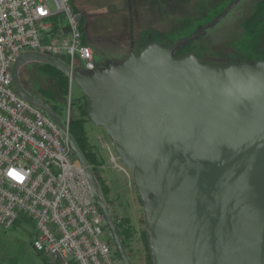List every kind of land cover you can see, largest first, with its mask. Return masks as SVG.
<instances>
[{
    "label": "water",
    "instance_id": "water-1",
    "mask_svg": "<svg viewBox=\"0 0 264 264\" xmlns=\"http://www.w3.org/2000/svg\"><path fill=\"white\" fill-rule=\"evenodd\" d=\"M172 45L134 44L120 61L71 69L55 55L21 52L12 66L19 97L44 111L84 167L122 264H131L97 177L60 114L22 83V67L52 64L87 96L92 124L105 129L131 171L144 209L151 264H264V58L203 62Z\"/></svg>",
    "mask_w": 264,
    "mask_h": 264
},
{
    "label": "built area",
    "instance_id": "built-area-1",
    "mask_svg": "<svg viewBox=\"0 0 264 264\" xmlns=\"http://www.w3.org/2000/svg\"><path fill=\"white\" fill-rule=\"evenodd\" d=\"M80 18L72 0H0V227L27 215L36 226L32 245L49 264H121L69 140L13 84L12 66L25 51L55 55L72 70L95 68ZM70 121L63 120L68 130ZM98 138L113 166L129 175L112 141Z\"/></svg>",
    "mask_w": 264,
    "mask_h": 264
},
{
    "label": "rangeland",
    "instance_id": "rangeland-1",
    "mask_svg": "<svg viewBox=\"0 0 264 264\" xmlns=\"http://www.w3.org/2000/svg\"><path fill=\"white\" fill-rule=\"evenodd\" d=\"M113 1L116 0H86L87 5L82 8L85 25L89 27L90 39L95 41L92 48L96 51V62H106L108 59L120 61L130 53L132 42L135 51L151 40L162 45H172L196 33L199 26L211 23L232 2L220 4L218 8L208 11L203 19L195 22L190 28H182L177 32L180 21H174L173 14L179 15L185 11L190 15L195 14L194 6L198 0H142L139 4L133 0L126 6L117 5ZM257 1L259 0H238L233 5V9L208 31L202 46L192 50L185 48L181 52H197L201 61L218 65L263 59L264 25L257 32H246L241 28L243 19L252 12ZM204 11L205 9L200 10L199 13L203 14ZM62 59L66 60L65 53L62 54ZM21 80L35 95H40L39 88H47L50 85L45 71L37 65V62L27 63L22 67ZM82 94V89L73 80L67 99L61 103L63 120L66 121L68 116L72 119L78 115L76 104L78 101L80 104ZM86 127L89 138L98 146L102 154L100 169L110 187L109 194L114 196L115 192L120 191L123 200L128 198L124 203L127 207L126 212L118 208L117 214L127 217L131 223L132 246L142 256L140 264H145V261L149 264L142 236L145 230L144 209L140 195L134 187L132 171L129 175L124 174L111 163L109 153L101 146L98 138L100 135L105 141L111 140L104 128L92 124L90 120L86 122ZM105 229L109 236L108 228ZM35 232L34 221L23 217L16 220L10 228L0 227V264H48L43 255L32 247V237Z\"/></svg>",
    "mask_w": 264,
    "mask_h": 264
},
{
    "label": "trees",
    "instance_id": "trees-1",
    "mask_svg": "<svg viewBox=\"0 0 264 264\" xmlns=\"http://www.w3.org/2000/svg\"><path fill=\"white\" fill-rule=\"evenodd\" d=\"M230 1H233V0H198L194 6L196 10L195 14L190 15V13H185L186 11L184 13H179V15L173 14L174 21L175 20L180 21V24H178L179 28L177 32H179L182 28H186V29L190 28L195 22H198L201 19H203L208 11H210L213 8H218L219 5L224 2L229 3ZM254 5L255 6L252 12L248 14V16L245 19H243V22L241 24V28L246 32L248 31L257 32L264 25V0H259ZM73 8L75 11H78V9H76L74 6ZM204 9L205 11L203 12V14H200L199 13L200 10L202 11ZM78 12L81 14L80 11ZM80 25H82V31L84 30L83 39L86 43H88L89 41L86 39L87 25H85L84 14L83 16L81 14ZM206 38L207 36L206 37L204 36L197 40H194L191 43L187 44L185 47L181 48V50H184L185 48H191L192 50V48H196L197 46H200V45L202 46ZM196 54L198 55L199 53L196 52ZM37 65L42 67V69L45 71V75L47 77L48 83H50L49 87L47 88H42V87L39 88L38 91L40 95L38 96L43 98L62 117L63 106L61 103H63L67 99V94H68L69 87H70L69 77L61 69L57 68L56 66L52 64L37 62ZM21 73H22V70L20 72V76H21ZM86 104H87V96H85V94L83 93L80 104H79V101L76 104L77 110L79 111V113L77 116L73 117L69 123L70 125L69 132L74 137V139H76V142L79 146L80 151L84 154L89 165L92 167L97 177V180L100 183L102 193L109 194L110 187L103 180L102 171L100 169V166L102 165V161H103L102 154L99 151L98 146L91 141V138H89V132L86 127V122L89 121L87 110H86ZM20 217H23V219L29 218L27 215H21ZM117 226H118V233L122 239L124 238H128L129 240L132 239L131 236L133 235V230H132L131 223L129 222V219L127 217L126 218L123 217L120 220V222L117 223ZM142 236H143V240H144V243L147 249L145 230H143ZM147 257H148L149 264H151L149 253Z\"/></svg>",
    "mask_w": 264,
    "mask_h": 264
},
{
    "label": "flooded vegetation",
    "instance_id": "flooded-vegetation-1",
    "mask_svg": "<svg viewBox=\"0 0 264 264\" xmlns=\"http://www.w3.org/2000/svg\"><path fill=\"white\" fill-rule=\"evenodd\" d=\"M88 26V25H87ZM210 30V29H209ZM208 30V31H209ZM206 36H208L207 34H206ZM205 36V37H206ZM86 39L88 40V41H92V39H90V36L87 34V36H86ZM95 42V41H94ZM134 44V42H132V44H131V46ZM185 53H190V52H181V49H179V52H178V54H177V56L178 55H181V54H185ZM107 61H109V60H107ZM31 92V91H30ZM32 93V92H31ZM34 94V93H33ZM35 95V94H34ZM103 194V193H102ZM104 195V197H105V200H106V203L108 204V206H109V209L111 210V214L113 215V218H114V221H115V223H119L120 222V220L124 217V216H119L118 214H117V210H118V208H121L124 212H126V210H127V207L126 206H124V203L125 202H127L128 201V198L126 197L125 198V200H123V198H122V194H121V192L120 191H117V192H115V194H114V196L113 195H110V194H103ZM117 229H118V226H117ZM109 231V230H108ZM119 234V233H118ZM109 235H110V233H109ZM120 236V235H119ZM111 237V236H110ZM122 239V238H121ZM122 242H123V245H124V248H125V251H127V254H128V257H129V259H130V262H131V264H140V262L142 261V256H140V253L138 252V251H135L134 249H133V246H132V241L131 240H129L128 238H124V239H122ZM143 243H144V241H143ZM112 248L114 249V251L117 253V255H118V252L116 251V249H115V246H114V243H113V241H112ZM146 251H147V255H148V250L146 249ZM118 257H119V255H118ZM147 257V256H146ZM119 259H120V257H119ZM120 262H121V259H120ZM147 262H148V257H147ZM121 264H122V262H121ZM145 264H147L146 263V261H145Z\"/></svg>",
    "mask_w": 264,
    "mask_h": 264
},
{
    "label": "crops",
    "instance_id": "crops-1",
    "mask_svg": "<svg viewBox=\"0 0 264 264\" xmlns=\"http://www.w3.org/2000/svg\"><path fill=\"white\" fill-rule=\"evenodd\" d=\"M135 2H137L138 4L139 3H141L142 2V0H134ZM115 4H117V5H121V4H123V5H126V4H129V3H132L133 2V0H116V1H113ZM72 5L76 8V9H78V11H80L81 12V14H82V16H83V11H82V8H84L86 5H87V3H86V0H72ZM89 27L87 26L86 27V32H87V34L90 36V33L88 32V29ZM84 31V30H83ZM83 38H84V33H83ZM91 42V43H90ZM89 43V45H91V47H94L93 45H94V41H89L88 42ZM93 49H95V48H93ZM94 51V53H95V58H96V51L95 50H93ZM108 60H110V59H108ZM108 61H106V62H103V61H100V62H96L97 64H103V63H107ZM36 235V232L34 233V235H33V237ZM33 237H32V239H33ZM33 241V240H32ZM32 247H33V245H32ZM41 255H43V257H44V259L47 261V259H46V257L44 256V254H41ZM48 262V261H47ZM49 264V263H48Z\"/></svg>",
    "mask_w": 264,
    "mask_h": 264
}]
</instances>
